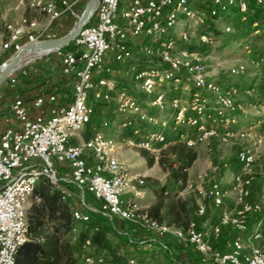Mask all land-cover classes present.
Wrapping results in <instances>:
<instances>
[{"label":"built area","instance_id":"built-area-1","mask_svg":"<svg viewBox=\"0 0 264 264\" xmlns=\"http://www.w3.org/2000/svg\"><path fill=\"white\" fill-rule=\"evenodd\" d=\"M86 1L29 0L28 8L43 14V21L23 16L0 22V69L27 43L52 38L48 29L64 15L78 19L75 5ZM257 7L264 8V0H125L123 10L121 0H99L93 18L72 46L45 56L53 57L59 79L70 84L71 102H63L56 88L29 100L20 95L8 103L0 100V113L7 110L13 116L6 117L9 125L0 131V264H16L17 252L28 239L30 200L43 178L63 189L62 199L70 201L75 221L89 222L93 214L103 215L117 236L114 252L98 250L87 240L76 253L75 264H122L116 257L125 258L127 264H264L260 245L264 188L260 201H249L255 145L242 146L236 154L240 169L232 184L235 208L223 207L227 191L211 175L206 185L196 189L201 201L186 227L150 215V206L141 202L146 177L133 174L119 154L124 144L152 150L154 144L168 139L167 120L147 112L136 92L149 96V105L156 111L169 103L175 127L195 130V136L180 134L178 141L188 147L196 148L218 135L213 124L223 127V141L238 137L260 143L254 127L234 131L238 113H244L236 102V90L209 77L202 54L189 46L193 36L200 45L209 46L216 40V30L235 33V22L246 23ZM253 27L258 34V22ZM245 71L244 64L238 63L230 74ZM5 82L16 87L17 76L12 74ZM168 87L186 97L168 99L164 90ZM112 100L125 131L137 135L145 125L159 129L140 142L133 137H108L110 122L96 125L92 118L98 103ZM33 110L39 113L32 115ZM87 128L91 135L83 139ZM74 139L81 141L74 143ZM184 184L183 179L178 181ZM192 187L188 179L184 190ZM206 203L221 209L217 222H208ZM119 237L126 238L123 244Z\"/></svg>","mask_w":264,"mask_h":264},{"label":"rangeland","instance_id":"rangeland-1","mask_svg":"<svg viewBox=\"0 0 264 264\" xmlns=\"http://www.w3.org/2000/svg\"><path fill=\"white\" fill-rule=\"evenodd\" d=\"M14 1L15 0H4V3L13 4ZM124 8L125 0H121V9L123 10ZM82 10L78 13L79 15ZM69 18L70 19L66 24L67 29L63 26L56 27V29H54V25L48 29V33L52 38L62 36L64 32L71 29L77 21V18ZM38 19L43 21V14L38 15ZM183 22V19L179 21V30L183 28ZM235 26V33L233 34L226 35L219 30L218 35L216 34V40L209 46L200 45L196 36L192 37V42L189 46L198 50L202 54L203 60L207 65L209 77L218 80L221 84L228 88L236 90V102L241 106V111L244 113H238V121L234 126V131H241L254 127L253 129L260 134L261 139L260 143L257 144H255V140L253 138L240 139L238 137H233L227 141H223L222 138H220L223 132V127L213 124V126L217 129L218 135L216 134L214 137H211L204 143L196 146L198 159L188 173V179L190 183H193V187L183 190V195L180 193L177 195V197H183L191 201L192 210H194L198 202L201 201L196 191L197 187L206 185V182L211 175H215L219 178L224 189L227 191L223 207L230 211L235 208L236 194L232 189V184L234 174L240 169H238L239 164L236 160V154L237 151L245 145H255L254 148L256 155V161L253 165L254 182L249 201H260L261 192L264 188V104L261 103V97L264 94V39L260 41H253L256 37L254 31L252 32V30L246 25H242L241 27H238L237 25ZM203 30L204 29H199V31ZM250 30L252 34L248 33ZM246 46H249V48L247 49ZM135 57L138 58L139 56L136 54ZM35 61H39V59ZM34 63L35 62L33 61L25 65L24 68L20 70L18 69L14 73V76H18L22 70L28 72L27 74L30 75L31 72L29 69L32 65H34ZM238 63L244 64L246 68L245 73L242 75L230 74V69ZM120 68L123 69L121 66ZM35 78L36 77L31 74L29 81L35 82ZM15 90L16 87H10L6 84V82H4L0 86V94L2 93V96L0 95V100L2 98H10ZM164 90H167L168 99L174 96L186 97L184 92L175 91L171 87L166 89L164 88ZM248 90L252 91V94L247 93ZM136 95L147 112L158 116L160 119L167 120L168 126L166 134L169 139L177 138V135L179 136L180 134L190 135L193 132V130L187 127L181 130L175 127L172 120L173 110L169 103L166 104L164 110L156 111L149 105V96L141 92H136ZM98 116L100 121L108 120L111 124L110 130L107 132V136L120 140H122L123 137H133L140 142L145 140L148 132L159 129L157 126L145 125L142 131L137 135H133L131 131H125L124 128H121L122 118L117 111V103L115 100H112L111 103L104 104L103 107H100ZM88 131L90 132L91 129H88ZM83 133L86 135L87 130ZM193 133L195 136V130ZM170 144V140L162 145L154 144L152 146V150L143 147H131L124 144L119 151L121 160L125 162L131 172L133 174L143 175L147 179L146 196L144 200L141 201L145 205H150L151 201H155L157 199L156 189H160L168 185L169 195L175 194V191L178 190L177 186L174 185L169 172L159 163L161 152ZM144 150L148 151L149 154L145 155L143 152ZM153 156L155 157V162L151 164L149 161ZM30 203H32V198ZM207 205L209 206V214L207 216L209 218L208 222H217L221 209L215 208L211 203H208ZM260 245L264 247V239L260 242ZM152 264H158V262H154Z\"/></svg>","mask_w":264,"mask_h":264},{"label":"trees","instance_id":"trees-1","mask_svg":"<svg viewBox=\"0 0 264 264\" xmlns=\"http://www.w3.org/2000/svg\"><path fill=\"white\" fill-rule=\"evenodd\" d=\"M255 22H258L260 31L255 35L253 41H260L264 39V8L257 7L255 13L250 15L246 23L236 21L235 25L238 27L246 25L253 32L255 31L253 28ZM251 30L248 32L249 34H252ZM216 33L218 34L219 31L216 30ZM72 44L65 46L64 49L70 48ZM1 64L2 61H0ZM19 75L17 79H19ZM70 92L71 90L68 93ZM261 103L264 104V94L261 97ZM103 106L102 103L95 106L92 120L96 125L100 121L99 108ZM88 129H86L87 137L90 134ZM179 137L180 135H177V138L167 139L171 144L161 152L159 158L160 165L169 172L178 190L175 191V194L169 195L168 185L156 189L157 199L151 204L149 211L150 215L160 222L186 227L192 218V203L188 199L177 197V195L186 187L189 170L198 159V152L196 148L179 142ZM143 152L145 155L149 154L146 150ZM149 162L154 163L155 157H151ZM180 179L184 180V185H178ZM62 196L63 189L44 178L36 184L32 203L28 210V239L17 252L16 264H75L76 253L87 240H91L98 250L115 251L113 241L117 236L113 234V228L107 222L106 217L93 214L89 222L75 221L70 201H64ZM119 239L123 244L126 238L119 237ZM193 259L194 263H198L196 255ZM116 260L127 264L123 257H116Z\"/></svg>","mask_w":264,"mask_h":264},{"label":"crops","instance_id":"crops-1","mask_svg":"<svg viewBox=\"0 0 264 264\" xmlns=\"http://www.w3.org/2000/svg\"><path fill=\"white\" fill-rule=\"evenodd\" d=\"M28 1L29 0H15L13 2V4H7L4 3V0H0V22H2L3 20H13V21H17L18 19H20L23 16H29L31 18H38V15H40L41 13L37 10H33L28 8ZM85 2H81L75 5V10L77 13H80V11L82 9H84L85 7ZM83 12V10H82ZM81 12V13H82ZM81 15V14H80ZM69 17H72L70 15H64L59 21H56L53 25H54V29H56V27H61L63 26L64 28L67 29V22L69 21ZM45 17L43 16V19ZM64 23V24H62ZM75 24V23H74ZM52 25V26H53ZM74 26V25H73ZM73 26L71 27V29L73 28ZM71 29H69L67 32H64L63 35H65L66 33H68ZM60 37V36H59ZM1 43V40H0ZM135 61V60H133ZM34 65H32L30 67V72L32 75H34L36 78V80H34L35 82H30L29 81V77L30 75H28L26 71H20V75H19V79H18V85L16 86V90L14 93H12L10 98H2L1 100L4 103H8L9 101H11L12 97L14 95H20L25 97L26 100H29L31 97H33L35 94L39 93V92H43L46 90H50L53 88H56L57 91L59 92L60 95V99L65 102V103H69L71 102V92H69L70 88V84L66 83V81L64 80H60L58 77V67H57V63L56 61L53 59V57H44L42 59H39V61H34ZM24 68V67H23ZM68 91V92H67ZM2 96V93L0 94ZM46 109V107H45ZM39 113V111L33 110L32 111V115H35ZM9 117L11 119H13V116L11 113H9L7 110H4L2 113H0V131L3 130L6 126H8L9 124L7 123L6 119ZM82 138H88L91 133L89 134V136L87 137L86 135H84V133L82 134ZM81 139H74L73 142L74 143H78L80 142ZM181 195L184 194V191L180 192ZM154 202L151 201L150 203L152 204ZM150 204V205H151ZM148 205V206H150ZM209 214V213H208Z\"/></svg>","mask_w":264,"mask_h":264},{"label":"water","instance_id":"water-1","mask_svg":"<svg viewBox=\"0 0 264 264\" xmlns=\"http://www.w3.org/2000/svg\"><path fill=\"white\" fill-rule=\"evenodd\" d=\"M99 5V0H87L83 12L75 22L73 28L63 36L46 38L37 40L35 42L27 43L24 47L18 51L13 57H11L5 67L0 69V86L8 79V77L14 74L21 67L48 56L56 50L72 43L82 32L83 28L89 24L93 18ZM32 52L33 56L23 59L24 56Z\"/></svg>","mask_w":264,"mask_h":264},{"label":"bare ground","instance_id":"bare-ground-1","mask_svg":"<svg viewBox=\"0 0 264 264\" xmlns=\"http://www.w3.org/2000/svg\"><path fill=\"white\" fill-rule=\"evenodd\" d=\"M33 56V53L32 52H28L23 59H27L28 57H31ZM5 66H2V68H4Z\"/></svg>","mask_w":264,"mask_h":264}]
</instances>
